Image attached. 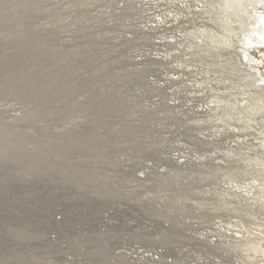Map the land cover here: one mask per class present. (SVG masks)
<instances>
[{
    "label": "rangeland",
    "instance_id": "1",
    "mask_svg": "<svg viewBox=\"0 0 264 264\" xmlns=\"http://www.w3.org/2000/svg\"><path fill=\"white\" fill-rule=\"evenodd\" d=\"M228 1L0 0V264H264V7Z\"/></svg>",
    "mask_w": 264,
    "mask_h": 264
},
{
    "label": "bare ground",
    "instance_id": "2",
    "mask_svg": "<svg viewBox=\"0 0 264 264\" xmlns=\"http://www.w3.org/2000/svg\"><path fill=\"white\" fill-rule=\"evenodd\" d=\"M144 1L148 5L157 4V0H144ZM227 3H228V6L226 7V9L224 8V12L222 14L223 19L226 20V22L229 21L231 19V17H237L238 18V15L240 16L242 13H244L246 10L249 9L248 7H258V6L264 7V0H229ZM177 20H178V18H175V21H177ZM164 23L165 22H163L160 19V20L156 21L155 26H156V24L158 25V24H164ZM150 28H152V27H150ZM156 57H159L162 60H165L167 58V57L160 56V55H157ZM182 158H184V156L179 155L175 159L176 163L182 164L184 162L182 160ZM247 188H249V187H247Z\"/></svg>",
    "mask_w": 264,
    "mask_h": 264
}]
</instances>
